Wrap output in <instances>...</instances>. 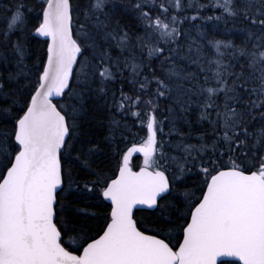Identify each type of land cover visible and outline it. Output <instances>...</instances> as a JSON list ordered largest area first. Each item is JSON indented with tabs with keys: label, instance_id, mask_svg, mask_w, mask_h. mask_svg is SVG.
<instances>
[{
	"label": "snow or ice",
	"instance_id": "1",
	"mask_svg": "<svg viewBox=\"0 0 264 264\" xmlns=\"http://www.w3.org/2000/svg\"><path fill=\"white\" fill-rule=\"evenodd\" d=\"M0 4V264H264V0Z\"/></svg>",
	"mask_w": 264,
	"mask_h": 264
},
{
	"label": "trees",
	"instance_id": "2",
	"mask_svg": "<svg viewBox=\"0 0 264 264\" xmlns=\"http://www.w3.org/2000/svg\"><path fill=\"white\" fill-rule=\"evenodd\" d=\"M0 6H3L0 4ZM34 15V14H33ZM134 170H138L139 165L142 163V157L140 155H135L131 159Z\"/></svg>",
	"mask_w": 264,
	"mask_h": 264
},
{
	"label": "rangeland",
	"instance_id": "3",
	"mask_svg": "<svg viewBox=\"0 0 264 264\" xmlns=\"http://www.w3.org/2000/svg\"><path fill=\"white\" fill-rule=\"evenodd\" d=\"M135 155H139L138 153L137 154H133V156H135ZM142 157V156H141Z\"/></svg>",
	"mask_w": 264,
	"mask_h": 264
}]
</instances>
